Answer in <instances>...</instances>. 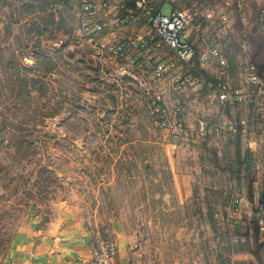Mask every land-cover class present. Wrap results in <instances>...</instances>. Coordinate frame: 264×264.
Instances as JSON below:
<instances>
[{
    "label": "rangeland",
    "instance_id": "374dc122",
    "mask_svg": "<svg viewBox=\"0 0 264 264\" xmlns=\"http://www.w3.org/2000/svg\"><path fill=\"white\" fill-rule=\"evenodd\" d=\"M63 1L0 0V263L25 219L73 210L131 264H264L260 199L237 209L239 188L217 189L207 172L177 199L158 79L117 71L94 6ZM244 7L227 43L264 73V0Z\"/></svg>",
    "mask_w": 264,
    "mask_h": 264
},
{
    "label": "crops",
    "instance_id": "0c3cea01",
    "mask_svg": "<svg viewBox=\"0 0 264 264\" xmlns=\"http://www.w3.org/2000/svg\"><path fill=\"white\" fill-rule=\"evenodd\" d=\"M71 1H63L65 9ZM74 3L82 13L85 4L94 6L96 19L104 27L98 33L102 40L127 44L128 54L113 57L119 61L117 71L128 74L134 71L135 77L157 78L160 105L167 109L170 118L173 116L171 119L185 123L186 134L176 148L177 199L185 201L193 196L192 182L207 172L217 189L236 185L243 194L241 203L253 202L258 197L261 209L256 210L264 217V86L248 80L250 65H254V73L263 83L264 80L255 63H240L227 43L233 37L234 17L246 18L245 0L218 3L216 0H76ZM180 3L182 6H178ZM175 8H184L189 13L190 29L185 37L197 49L191 64L180 62L173 49L160 44L151 34L150 18ZM117 15L128 19L126 27L114 25ZM204 54L211 56L210 61L204 60ZM221 57L226 58L227 66L220 63ZM159 70H162L160 77ZM223 84L229 89L226 100L220 98ZM94 242L79 212L58 210L46 222L41 216L32 215L19 226L0 264H90ZM115 260L116 264H131L125 245H120Z\"/></svg>",
    "mask_w": 264,
    "mask_h": 264
},
{
    "label": "built area",
    "instance_id": "2783aa9c",
    "mask_svg": "<svg viewBox=\"0 0 264 264\" xmlns=\"http://www.w3.org/2000/svg\"><path fill=\"white\" fill-rule=\"evenodd\" d=\"M88 9V7H86ZM264 19V15L262 17ZM115 23L118 26H123L127 23L125 17L117 16L115 17ZM150 24L152 27V36L154 39L159 41V43L164 44L174 50L177 59L180 62L191 64L195 61L197 55V49L193 43L186 39V34L188 33L190 27L189 13L184 9L175 8L170 14L166 15L162 12H158L150 18ZM85 28H88L87 23L84 24ZM98 27L101 24H97ZM224 33H228V28L224 29ZM103 49L110 52L114 56H123L128 52V46L125 43H117L110 47V45L102 43ZM246 47V45H244ZM211 56L209 54H204V60L210 61ZM220 63L225 67L227 66V60L224 57L220 58ZM251 73L248 75V80L251 82L264 83L261 81L260 77L254 73V65L249 67ZM162 75V70L157 72V76ZM222 93L220 98L226 100L229 97V89L226 84L222 85ZM235 94L240 95V91L235 90ZM160 96L154 101L153 112L160 115L159 124L162 128L170 129V137L172 144L177 148L181 142V139L186 134L187 128L183 121L178 119H171L168 116L167 109L160 105ZM235 207L238 209L241 204V199L236 198L234 200ZM262 224V219L260 220ZM90 264H116L114 249L111 245L101 244L95 245L94 247V258Z\"/></svg>",
    "mask_w": 264,
    "mask_h": 264
},
{
    "label": "trees",
    "instance_id": "16d2710c",
    "mask_svg": "<svg viewBox=\"0 0 264 264\" xmlns=\"http://www.w3.org/2000/svg\"><path fill=\"white\" fill-rule=\"evenodd\" d=\"M58 0H56V2H57ZM256 65V64H255ZM257 67V66H256ZM258 72H259V74L261 75V77L263 78V80H264V73L261 71V70H258ZM257 257H258V255H257ZM244 264H255L254 263V261H245V262H243Z\"/></svg>",
    "mask_w": 264,
    "mask_h": 264
}]
</instances>
